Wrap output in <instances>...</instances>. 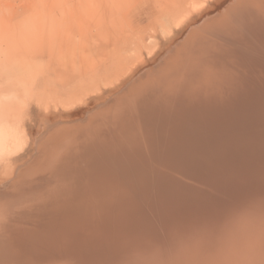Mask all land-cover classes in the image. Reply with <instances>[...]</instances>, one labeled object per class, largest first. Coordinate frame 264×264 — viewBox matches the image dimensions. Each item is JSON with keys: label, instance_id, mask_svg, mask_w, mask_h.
I'll use <instances>...</instances> for the list:
<instances>
[{"label": "bare ground", "instance_id": "6f19581e", "mask_svg": "<svg viewBox=\"0 0 264 264\" xmlns=\"http://www.w3.org/2000/svg\"><path fill=\"white\" fill-rule=\"evenodd\" d=\"M261 5L260 1L245 4L240 7V12H233L237 23L241 24V31L247 29L249 34L257 36L264 33L262 13L257 16L251 14L254 7L259 10ZM183 23V20L177 21L175 29ZM211 27L217 37L228 39L236 31L228 28L231 26H227L224 20ZM195 39L193 49L187 47L192 49L190 51L197 48L196 55L208 49L206 44L216 42L197 35ZM241 42L243 44V40ZM224 44L218 45L220 52L210 59L212 65L206 71L202 70L208 73L207 69L213 68L210 78L203 82L205 84L200 81L191 83L194 80L187 83L182 79L187 84L181 86L176 80L174 91L165 94L161 87L163 80H160V87L153 88L152 93L146 92L157 95L153 102L145 101L141 95L142 100L138 98L134 101L136 104L131 105L134 107L126 109L125 103L132 104L131 96L127 97L121 102L125 112L122 110L124 106L117 105L122 114H126V120L120 119L124 117L122 114L108 120L104 113L102 119L108 123L99 125L98 131L89 124L88 130L90 127L94 129L89 134L85 132L87 127L83 129L86 134L80 136V127L78 131H81L74 136L76 138L70 135L63 140L64 144L60 142V146H54L50 142V148L47 147L50 153L43 163L32 170L29 168L21 180L11 183L10 180L9 189L29 187L27 192L32 196H27L33 199L36 195L37 204L31 199L24 203L25 198L21 197L25 193L21 197L16 195L22 199L18 204L16 198L12 199L15 204H0V220L5 216L7 220L13 219L6 224L0 221V264H19L21 261L26 264H86L90 258L92 261L87 264H96L98 260L101 264H264V218L259 213L264 211V55L262 62L257 59V65L246 61L235 68L232 65L237 77L230 80L234 72H230V57ZM252 46L250 49L257 51ZM210 48L214 49L215 45ZM232 53L235 54L234 51ZM206 55L213 56L209 49ZM236 59L230 60L236 62ZM219 67H224L223 75L217 74ZM141 88L131 94L137 98ZM126 123L130 126L126 127ZM250 130L253 134L248 137ZM152 137H158V143L148 146L147 141ZM23 142L19 130L0 124V156L16 152ZM105 144H110L112 151V154L109 152L111 155L104 153L107 159L99 156L86 161L88 154L106 149L108 145ZM74 150L76 153L72 157ZM162 151L164 153L158 157ZM86 154L85 158L83 155ZM231 160L234 161L233 166L229 164ZM58 165L67 166L58 168L67 176L62 175V184L51 187L55 179L51 177L54 181L49 183L48 173L52 172L54 176ZM106 165H110L112 171H101V167ZM151 170L157 171V181L151 184L152 187L148 183L149 189L143 191V197L126 189L137 182L136 174L146 182ZM78 178L82 179V185L80 180H76ZM72 179L78 182L74 183ZM43 181L52 183L51 188H43ZM112 181L117 185L114 189L107 185ZM36 183L41 184L43 190L38 187L35 192L32 186ZM71 183L78 184L77 189H71ZM90 184L95 189L89 193L86 187ZM125 185L128 192L118 191ZM137 196L143 203L133 206L137 208L133 211L128 203ZM146 200L149 205H144ZM21 201L26 204L23 206L26 211L24 214L18 211L20 214L17 213L19 217H16L13 207L22 208ZM106 201H109L108 206ZM215 203L216 207H212ZM60 205H63V210H58ZM103 209L107 212L101 213ZM10 214L14 217L8 219ZM106 223L116 225L119 239L110 234L98 237ZM161 234L162 239L159 237Z\"/></svg>", "mask_w": 264, "mask_h": 264}, {"label": "rangeland", "instance_id": "374dc122", "mask_svg": "<svg viewBox=\"0 0 264 264\" xmlns=\"http://www.w3.org/2000/svg\"><path fill=\"white\" fill-rule=\"evenodd\" d=\"M258 1L262 5L259 10L254 7L251 14L257 16L262 13L264 18V0ZM258 1L0 0V124L10 125L19 130L24 138L20 149L12 154L0 156V204L2 203L3 205V202L5 205H7L6 203L15 204L14 200L12 202V199L15 198L16 204H18L19 199L22 200L21 198H25L23 200L24 203L26 199L34 200L33 203H36V195L34 194L35 198L32 199L30 198L32 194L27 192L29 187L22 186L16 189H9L8 187H10L9 185L13 180H21L30 169L32 170L37 164L43 163L45 157L50 153L49 149L47 150V147L50 148L51 146L50 142H53L54 146H57L60 142L62 145L64 144L63 140L70 138V135L73 136V139L76 138L74 136L78 135V132L81 130L80 136L86 134L85 132L89 134L94 129L98 131L101 124H106L108 120H112V116L115 118L117 115L120 116L122 110L125 108L124 105L128 106L126 109H130L131 105L136 104L135 102L138 98L142 100V97H139L141 95L146 98L145 101L153 102V99L157 95H150L146 92L150 91L152 93L153 91L151 90L160 87L161 83L163 84L161 87H163L165 94L168 91H174L173 85L176 80L181 86L192 80L194 81L191 83L200 81L201 84H205L203 82L207 78H210L213 68L211 70L208 68V73L204 71L212 65L213 62L210 59L220 52V48H218L220 43L226 44L228 57H230L229 61L227 60L228 64L231 63L229 65L230 68L233 66V68L238 67L244 64V61L251 62L249 64L252 65H257L259 61L262 62L261 57L264 55V44L262 45L264 43V33L261 36L253 33L249 34L247 29H245L247 27L243 25L246 31H241V24L237 23L233 14L234 11L240 12V7H243L245 4H254ZM256 12L257 14H255ZM179 20H183L184 23L175 29V23ZM223 20L227 23V26H231L228 28H231V30L235 28L236 30H232L234 33L232 32V38L230 39L228 37H217V34L211 31L215 28L214 26L213 28L211 27L212 24ZM262 30L264 31V29ZM238 33L239 35L237 36ZM196 35L204 37V39L208 38L207 40L210 38L211 41H216L214 44H206L213 56L207 57V48L202 53L203 55L201 52L199 55H196L198 54L197 48H195V51H190L193 49L192 45L194 44V40H196ZM235 37L238 39L235 40ZM256 38L259 40H256ZM242 40L244 45L241 42ZM252 42L254 48L257 49V51L255 50L256 52L252 50ZM256 44L258 48L255 47ZM211 45H215V48H210ZM187 46L192 47V49ZM243 49L246 50L243 52ZM250 50L253 52H250ZM231 51H234L235 54ZM192 52L196 56L192 55ZM252 53H254V57ZM230 59H236V62ZM257 59H259L258 62ZM225 63L227 62L225 61ZM223 68L219 67L218 70L216 69L218 71L216 73L223 75ZM233 68L230 70V72H234L233 75H230V80L235 76ZM203 69L204 71H202ZM174 74L176 75L174 76ZM190 74L193 75L191 76ZM95 75L97 80H95ZM160 80L163 81L161 82ZM81 82L83 84L80 86ZM84 84L85 87L83 86ZM143 85L147 87L145 88ZM139 87L142 88L136 98L131 93H135V90ZM144 90L146 91L144 92ZM129 96H131L132 104H121ZM174 99L176 101L175 97ZM117 105L124 107L121 110ZM125 110L123 111L125 112ZM104 113L106 115L105 118L108 120L102 119ZM122 115L124 117L122 116L120 119L126 120V114L123 113ZM94 116L98 117L96 118L97 122ZM91 118L92 121L95 119V123L91 121ZM89 124L93 125L92 127L94 128L90 127L91 131L88 130ZM124 125L126 127L130 126L129 123ZM80 127L82 129L78 131ZM86 128L87 131L85 130ZM252 134L250 130L248 137ZM56 135L58 136L57 140ZM156 138L159 139L158 137ZM156 138L152 137L148 139V146L150 143V146L158 143ZM105 145L109 146L110 144ZM108 146H106V149H98L96 152L90 153L91 155L88 154L89 157H87V154L83 156L87 157L86 161L93 160L99 156L107 159L108 156L104 153L109 154L110 146L107 148ZM160 150L158 151L160 152ZM75 151L72 153V157H74ZM163 153L164 151L161 154H157V156L160 157ZM84 157L83 159H85ZM148 160H151V158ZM233 162L231 160L230 166L234 165ZM62 163L60 162L59 164ZM66 165L64 167H67ZM55 166L53 167L55 168ZM58 166L56 167L57 169L64 168L63 165L62 167H60L61 165ZM56 168L54 171L57 170ZM61 169H58L56 171L57 174L55 172L54 176L52 172L48 173L47 179L54 177L55 181L53 178L54 182L50 179L49 183L53 182V184L51 183L52 185L48 181H43L42 187L47 186L46 189H48L53 185L62 184L64 182L62 181V175L66 177L67 174H63L60 171ZM101 171L110 172L112 168L110 165L102 166ZM151 171L155 172L152 173ZM151 171L149 173L151 181L148 178L151 183L147 182V178L145 182L144 178L136 174L137 184L133 183L130 184L131 186L128 185V187L127 185L122 186L121 188L123 189L120 188L118 191L136 192L138 196L142 195L141 197H143V191L149 189L148 187L154 181H157V171ZM151 176L152 178L156 176V178L152 179ZM57 180L59 181L58 183H56ZM76 180H80L79 184L82 185V179L78 178ZM46 182L48 185H46ZM43 183L45 186H43ZM74 183H71V189H77L78 184L75 186L73 185ZM107 185L111 189L117 187L113 181ZM33 186L32 188H34L35 192L39 189L38 187L43 190L39 183ZM94 187V185L90 184L89 187L87 185L86 189L88 188L87 191L90 193V191L94 192ZM129 189L132 190L130 191ZM3 190L5 191L4 193ZM139 190L142 192L141 194ZM17 194L19 197H21L20 195L24 196L17 198ZM27 195H30V197ZM138 196L134 197L130 203L126 202V204L128 203L132 206L133 211L137 209L134 208L135 206L140 205V202L143 203L142 198L140 197V200ZM23 202L21 201V204ZM108 202H105L106 206L109 205ZM24 203L22 204V208L19 207V209H23L21 211L16 208L17 206L13 207L11 205L15 216L19 212L25 213L26 207L23 206L26 204L24 205ZM149 204L150 202L146 200L144 205ZM216 205L215 203L212 207H216ZM15 208L17 209L16 214ZM62 208L63 205L58 206V210ZM104 212H107L106 209H103L101 213ZM259 213L264 218V211ZM14 215L10 214L11 217H8V219L14 217ZM16 217L19 216L17 215ZM12 220H7L5 216L0 221L2 223L5 221L6 224V221L11 222ZM83 220L85 221V219ZM79 221L83 223L82 218ZM109 234L119 239L120 234L119 230L117 231L116 225L106 223L98 237L103 238ZM159 237L162 239L163 235L161 234ZM90 261H92L91 258L88 262ZM19 264H26V262L21 261ZM96 264H101V262L98 260Z\"/></svg>", "mask_w": 264, "mask_h": 264}]
</instances>
